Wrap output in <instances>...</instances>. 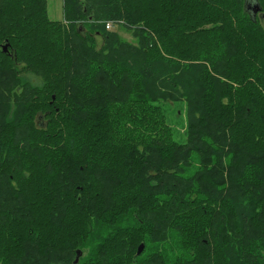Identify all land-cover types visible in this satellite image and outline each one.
<instances>
[{"label":"trees","instance_id":"trees-1","mask_svg":"<svg viewBox=\"0 0 264 264\" xmlns=\"http://www.w3.org/2000/svg\"><path fill=\"white\" fill-rule=\"evenodd\" d=\"M248 1L0 0V264H264Z\"/></svg>","mask_w":264,"mask_h":264},{"label":"rangeland","instance_id":"rangeland-1","mask_svg":"<svg viewBox=\"0 0 264 264\" xmlns=\"http://www.w3.org/2000/svg\"><path fill=\"white\" fill-rule=\"evenodd\" d=\"M48 1V16L53 20H63L64 19V0H47ZM256 2L254 0L251 1V4L254 5ZM114 28V27H113ZM112 28V29H113ZM122 37L123 40L139 44V38H137L131 31L126 29L122 25H117L114 28ZM169 108H173L174 105L171 103H168ZM169 121L174 125L177 135L176 139L179 141L184 142L186 140L185 133L181 132L183 131L185 125V117H180L177 114H172V112H168ZM88 253V249L80 250V252L77 254L76 259L80 260L84 255Z\"/></svg>","mask_w":264,"mask_h":264},{"label":"water","instance_id":"water-1","mask_svg":"<svg viewBox=\"0 0 264 264\" xmlns=\"http://www.w3.org/2000/svg\"><path fill=\"white\" fill-rule=\"evenodd\" d=\"M249 10L253 11V13L256 15L261 11V7L259 4L255 3L254 5H252V9L248 8ZM4 51L8 50V44L3 46ZM145 248V244L142 243L138 249V254L142 253L143 250ZM78 261V259H76Z\"/></svg>","mask_w":264,"mask_h":264},{"label":"flooded vegetation","instance_id":"flooded-vegetation-1","mask_svg":"<svg viewBox=\"0 0 264 264\" xmlns=\"http://www.w3.org/2000/svg\"><path fill=\"white\" fill-rule=\"evenodd\" d=\"M247 7L250 8V9H252L251 1H248V2H247Z\"/></svg>","mask_w":264,"mask_h":264},{"label":"built area","instance_id":"built-area-1","mask_svg":"<svg viewBox=\"0 0 264 264\" xmlns=\"http://www.w3.org/2000/svg\"><path fill=\"white\" fill-rule=\"evenodd\" d=\"M107 28H112V25L108 24V25H107Z\"/></svg>","mask_w":264,"mask_h":264}]
</instances>
